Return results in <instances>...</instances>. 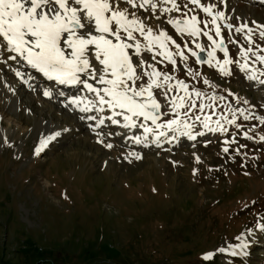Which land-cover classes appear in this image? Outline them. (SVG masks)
<instances>
[{
    "label": "rangeland",
    "instance_id": "rangeland-1",
    "mask_svg": "<svg viewBox=\"0 0 264 264\" xmlns=\"http://www.w3.org/2000/svg\"><path fill=\"white\" fill-rule=\"evenodd\" d=\"M175 3L178 9L171 0L133 9L152 36L171 37L166 47L138 31L139 53L127 41L142 76L137 87L153 69L162 74L152 77L161 85L152 89L156 124L134 116L130 134L120 122L99 130L101 117L82 119L41 90L17 89L9 98L0 91V264H264V8L200 0L214 6L209 15L192 0ZM221 11L224 19L212 23ZM192 16L201 21L196 36L169 23L183 26ZM181 97L183 107L175 106ZM173 119L177 125L168 124ZM238 236L253 241L246 255H232Z\"/></svg>",
    "mask_w": 264,
    "mask_h": 264
},
{
    "label": "snow or ice",
    "instance_id": "snow-or-ice-1",
    "mask_svg": "<svg viewBox=\"0 0 264 264\" xmlns=\"http://www.w3.org/2000/svg\"><path fill=\"white\" fill-rule=\"evenodd\" d=\"M171 2L173 7L178 9L179 6L176 5L175 0H171ZM149 3L150 0H143V3L139 5L136 0H123V4L119 0H0V39L3 41L0 43V49H6L8 53H15L16 55L8 57L11 60L22 57L32 68L39 70L49 79H56L61 84L83 85L89 92L96 93L101 105L108 104L113 109L126 110L130 115L124 116V119L129 122L124 125L125 127L135 126L132 123L134 116H142L145 120H151L153 124H156L160 104L155 99L152 89L154 84L156 87H161V85L157 80H152V77L159 78L162 74L153 69L149 75L150 82L146 86L141 84L137 87L136 81L142 79V76L137 74L132 57L128 52L133 44L127 41H135L136 51L139 53L140 42L136 39L135 32L138 31L142 36L147 34L150 44L152 41H159L161 47H166L164 41L170 40L171 37L165 32H161L159 36H152V29L146 28L143 21L124 6L131 5L133 9L137 6L144 8L145 4ZM192 3L200 5L204 12L212 15L213 5H201L200 0H192ZM152 7L154 8L155 5ZM218 19H224L222 11L214 15L212 23L215 24ZM169 23L173 24L178 31L187 32L193 36L199 35L200 30L197 25L201 21L196 16L183 21V26L179 20H169ZM203 23L207 24V21ZM227 27L231 28L232 25H227ZM246 27V25H242L236 31H243ZM220 31V27L217 25L216 34L219 35ZM252 31L251 28L247 29L248 33ZM205 34L207 35V33ZM260 36L264 38V31L260 33ZM208 39L212 40V37L209 36ZM248 39L251 37L249 36ZM222 44L223 42H221V46ZM90 48H94V59L103 66L102 69H97L91 62ZM222 50L226 53L223 46ZM164 55L171 63H175L171 52H166ZM181 55L183 54L181 53ZM242 55L246 56L247 51ZM209 56H213V53H209ZM259 59L264 61V57H259ZM0 62L6 63V60L0 56ZM229 63H231L230 60L224 61V65ZM244 67L241 65V70H244ZM220 70L225 75L229 74L226 67H222ZM80 74L97 80L106 87L102 90L97 89L93 84L88 83L87 79H81ZM16 75L23 76L19 70H16ZM107 75H110L111 78L106 79ZM253 78L249 77V79ZM163 79L167 82L172 77L164 74ZM205 83L208 81L205 80ZM178 84L187 89V85L182 81H179ZM101 91L110 99L106 100L104 95H100ZM146 93V99H137L144 98ZM44 94L50 95L47 91ZM185 95L190 96L191 94L186 91ZM196 95L201 94L196 92ZM183 100L184 98L181 97L179 104L173 100V104L183 107ZM72 102L76 103V100ZM88 110V108L81 109V111ZM114 114L120 115L121 113ZM90 118L95 119V117ZM113 123H119V121L114 120ZM168 124L177 125V121L173 119L168 121ZM156 126L157 128L164 127L162 124ZM208 126L205 121L204 127L208 128ZM184 127L187 128L188 125H184ZM151 131L152 129L145 128V132ZM189 135L195 139L190 133ZM261 139L264 140V137ZM136 140L138 143L140 142L139 137ZM108 147H112V145H108ZM224 151L227 152L228 149L224 148ZM260 229L264 231V225H260ZM237 239L241 243L232 246V255H246V250L253 242L252 239L246 236H238ZM235 249H239V252ZM226 250V248L219 249L220 252ZM212 255V253H207L204 259L210 260Z\"/></svg>",
    "mask_w": 264,
    "mask_h": 264
},
{
    "label": "bare ground",
    "instance_id": "bare-ground-1",
    "mask_svg": "<svg viewBox=\"0 0 264 264\" xmlns=\"http://www.w3.org/2000/svg\"><path fill=\"white\" fill-rule=\"evenodd\" d=\"M119 2L121 4H123V0H119ZM124 6L127 7L130 12H134L137 15V13L133 10L132 7H129V5H124ZM137 16H139V15H137ZM0 43H3L2 39H0ZM68 51H70V50H68ZM94 52H95L94 48H90L91 62L93 63V65L97 69H102L101 68L102 65L98 64V62L95 61V59H94ZM11 55H16V54L15 53H8L6 51V49H0V56H2L4 60H6V63L0 62V91L6 94V98H9L10 94L18 97L17 89H21V90L26 89V88H28V85H29V88L32 87V89L35 88L37 90H41L43 93H45V91H47L49 93H52V91H55L62 96L63 95L65 96L66 94H68V92H66L64 90L59 91L56 88L57 86H56L55 81H54V83H52V81H48L49 78L47 76H45L39 70L32 68V66L29 65L25 60H23L22 57H18L17 60H11L8 58ZM16 70H19L23 74V76L22 77L17 76ZM105 78L109 79V78H107V76ZM52 80H54V79H52ZM88 83L93 84V86L95 88L100 89V90H102L104 87H106V85L99 83L97 80H94L93 82H88ZM33 85H34V87H33ZM77 85L79 86V91L75 92V93H71L69 95H66L64 99L70 101V103L72 105L78 107L80 110L82 108H88L89 109L88 111H80L82 114L81 116L86 117L88 120H90V121L92 120L90 117H95V118L101 117V119L103 121L110 124V123H113L114 120L115 121L120 120L117 118V115H115L114 113H118L121 111L123 113V118L125 115H130V113H127L126 110H121L119 108L113 109L108 104L101 105L99 103V97L96 95V93L89 92L88 90L84 91V90H82L83 86L80 87L79 84H77ZM37 93H39V92H37ZM100 95H104L106 100L110 98L103 91L100 92ZM1 96H2V94H1ZM37 97H38V99L43 101V99L40 95H37ZM73 100H76V103H73L72 102ZM63 101L64 100H61V103ZM43 102H44V106L45 107L49 106L50 108L49 107L48 108L51 110L60 108L56 105L54 106L53 103H49L46 105L47 102L46 101H43ZM59 105H62V104H59ZM136 117L139 118L140 116H136ZM133 118L134 117H132V119ZM87 119H86V121H87ZM94 120L97 121L96 119H94ZM82 121H84V120H82ZM133 122H135V120ZM87 124L89 125V121L87 122ZM113 124L115 125L116 123H113ZM53 128L55 129V132L56 131L58 132L59 131L58 129H60V127L59 128L53 127ZM74 129H76V128H74ZM58 133H62V132L60 131ZM181 138L183 139V136H181ZM157 143L159 144L160 148L165 146V143L162 144L161 140L157 141Z\"/></svg>",
    "mask_w": 264,
    "mask_h": 264
},
{
    "label": "trees",
    "instance_id": "trees-1",
    "mask_svg": "<svg viewBox=\"0 0 264 264\" xmlns=\"http://www.w3.org/2000/svg\"><path fill=\"white\" fill-rule=\"evenodd\" d=\"M8 264V263H7Z\"/></svg>",
    "mask_w": 264,
    "mask_h": 264
}]
</instances>
